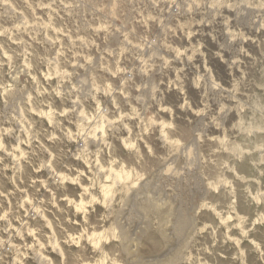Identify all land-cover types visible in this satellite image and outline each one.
Returning a JSON list of instances; mask_svg holds the SVG:
<instances>
[{
	"label": "rangeland",
	"instance_id": "1",
	"mask_svg": "<svg viewBox=\"0 0 264 264\" xmlns=\"http://www.w3.org/2000/svg\"><path fill=\"white\" fill-rule=\"evenodd\" d=\"M0 264H264V0H0Z\"/></svg>",
	"mask_w": 264,
	"mask_h": 264
},
{
	"label": "bare ground",
	"instance_id": "2",
	"mask_svg": "<svg viewBox=\"0 0 264 264\" xmlns=\"http://www.w3.org/2000/svg\"><path fill=\"white\" fill-rule=\"evenodd\" d=\"M104 124H105V123H104ZM101 127H102V126H100V128H101ZM97 130H98V128H97ZM92 131H93V130H92ZM112 170H113V169H112ZM122 174H123V173H122ZM129 174H130V172H129ZM129 176H130V175H129ZM117 177H118L119 181H120V180H121V181H126V180L130 181V180H129L130 178H129L128 175H126V174H125V175H119V174H118ZM117 177H116V178H117ZM114 179H115V178H114ZM116 182H117V180H116ZM130 182H131V181H130ZM134 182H135V181H134ZM134 182H133V183H134ZM117 183H118V182H117ZM121 183H122V182H121ZM124 183H125V182H124ZM127 183H128V182H127ZM115 185H116V184H115ZM118 185H119V184H118ZM118 185H117V186H118ZM103 188H104V187H103ZM127 188H128V187H127ZM106 191H107V190H106ZM108 192H109V191H108ZM107 195H108V194H107ZM107 195H106V196H107ZM109 195H111V194L109 193ZM80 207H81V206H80ZM184 225H185V223H183V222H180V223H179L180 228H183ZM93 235H94V234H93ZM93 235H92V236H93ZM96 237H97V235H96Z\"/></svg>",
	"mask_w": 264,
	"mask_h": 264
}]
</instances>
